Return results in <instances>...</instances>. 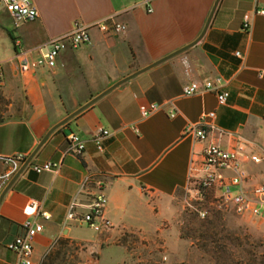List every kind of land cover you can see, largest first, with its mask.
<instances>
[{
    "label": "crops",
    "instance_id": "0c3cea01",
    "mask_svg": "<svg viewBox=\"0 0 264 264\" xmlns=\"http://www.w3.org/2000/svg\"><path fill=\"white\" fill-rule=\"evenodd\" d=\"M32 1L38 16L19 22L14 52L0 59L4 78L0 157L26 155L0 193L52 125L116 81L193 41L215 0ZM261 9L264 0H219L195 44L113 87L52 130L0 201V264L17 261L7 243L22 232L23 208L30 200L50 215L35 216L43 229L33 239V264H40L60 238L83 242L77 229L85 224L66 215L72 202L77 211L86 210L99 190L107 196L104 215L112 226L98 232L92 243L107 244L115 231L120 236L145 233L138 206H150V201L157 207L170 205L187 184L192 167L199 166L208 142L262 156L259 162L244 161V166L248 187L264 182V13L257 12ZM2 16L13 20L0 7ZM108 16L125 23L126 29L116 33L91 28L89 42L60 51L54 66L27 72L17 68L16 51L30 49L36 57L46 48L41 45L67 32L74 19L89 23ZM218 76L229 93L226 103H218L210 91L182 94L184 84ZM169 100L176 105L174 116ZM142 103L160 107L142 117ZM208 111L215 115L203 120L206 140L183 134L186 123L198 122ZM99 127L107 130L100 149L94 141ZM71 132L84 140L81 153L65 151ZM48 160L60 166L33 169ZM8 169L10 164L0 158V174Z\"/></svg>",
    "mask_w": 264,
    "mask_h": 264
},
{
    "label": "built area",
    "instance_id": "2783aa9c",
    "mask_svg": "<svg viewBox=\"0 0 264 264\" xmlns=\"http://www.w3.org/2000/svg\"><path fill=\"white\" fill-rule=\"evenodd\" d=\"M0 7L5 8L9 12L16 24L32 21L39 14L32 0H0ZM147 11H152V8L148 7ZM257 12L264 13V9ZM248 18L247 14L244 15L243 25L245 28L248 27ZM94 27L102 31L111 30L118 33L126 29V24L113 20L111 16L89 23L74 19L67 32L53 37L41 45L46 48L40 55L33 57L30 55V49L16 51L13 59L16 61L17 68L20 72H27L42 66H54L60 51L66 48L76 49L89 42V31ZM236 54L238 55L239 52H236ZM3 82V70L0 65V86ZM201 91L213 92L217 102L220 104L226 103L229 95L228 91L221 85V77L219 76L207 79L202 83L190 81L182 86V94L185 96H191ZM167 103L170 106V116H174L176 114V105L172 100ZM159 107L160 105L157 103H142L139 105V112L142 117H147ZM214 115V111H208L202 114L198 122L186 123L183 134L192 135L199 140H206L208 138V130L203 120H205V117H213ZM105 134H107V130L99 127L94 138L99 149L101 148L100 138ZM67 142L66 152L81 153L84 149V140L73 132L67 135ZM0 158L4 163L10 164V169L0 174L1 190L10 175L25 160L26 155L14 153L1 156ZM261 159L262 156L245 152L240 148H226L218 143L208 142L202 150L199 166L192 167L187 184L183 188V202L193 207L192 202H194V205L203 203L209 195H212L214 200L225 205L239 217L264 219V182L254 183L251 187H248L246 184L248 172L244 166V161L246 160L259 162ZM59 166L58 162L48 160L41 164H34L33 169L40 172L42 170L57 169ZM85 182H87V179ZM106 203V194L99 190L92 195L84 211H77V203L72 202L66 217L69 220L84 223L93 230L101 232L112 226L111 221L104 215ZM196 211L201 218L206 216V210L196 208ZM23 213L25 215L21 223L23 230L7 243V247L17 255L15 264H33V239L36 233L43 229V225L35 220V216L40 215L44 218H49L50 215L47 211L40 209L38 202L35 200H30L25 204Z\"/></svg>",
    "mask_w": 264,
    "mask_h": 264
},
{
    "label": "rangeland",
    "instance_id": "374dc122",
    "mask_svg": "<svg viewBox=\"0 0 264 264\" xmlns=\"http://www.w3.org/2000/svg\"><path fill=\"white\" fill-rule=\"evenodd\" d=\"M20 24L15 26L6 16L0 18V59L14 52L15 31L21 30ZM182 196L183 189L167 207H157L152 201L150 206H138L143 213L145 233L120 236L115 231L107 244L100 245L92 243L98 232L85 224L77 229V236L83 242L60 238L41 261L47 264H264V223L237 216L212 195L203 203L192 202L193 207L186 205ZM196 208L206 210V216L201 218Z\"/></svg>",
    "mask_w": 264,
    "mask_h": 264
},
{
    "label": "water",
    "instance_id": "95a60500",
    "mask_svg": "<svg viewBox=\"0 0 264 264\" xmlns=\"http://www.w3.org/2000/svg\"><path fill=\"white\" fill-rule=\"evenodd\" d=\"M218 1L219 0H215L214 1V3L212 5V7H211V10H210V12L208 14V17H207V19L205 21V24H204V26H203L200 34L193 41H191L190 43L184 45L183 47H181V48H179V49H177V50L169 53L168 55H166V56H164V57H162V58H160V59L152 62L151 64L146 65L145 67H142V68H140V69H138V70L130 73L129 75L123 77L122 79L116 81L115 83H113L112 85H110L109 87H107L106 89H104L103 91H101L100 93H98L97 95H95L94 97H92L89 101H87L86 103H84L83 105H81L80 107H78L76 110H74L73 112H71L70 114H68L66 117H64L63 119H61L60 121H58L57 123H55L54 125H52L47 130V132L43 135V137L40 139V141L38 142V144L36 145V147L33 149V151L29 154V156L27 157L26 161L24 162V165L27 164L31 160V158L34 155V153L36 152V150L39 148V146L41 145V143L45 140V138L50 134V132L52 130H54L56 127L60 126L64 122H66L69 118H71L73 115H75L80 110H82L83 108H85L87 105H89L90 103H92L93 101H95L97 98H99L100 96H102L103 94H105L107 91H109L113 87H115L118 84H120V83L128 80L129 78L133 77L134 75L138 74L139 72H141V71L147 69L148 67H151L152 65H154V64H156V63H158V62H160V61H162V60H164V59H166V58H168V57H170V56H172V55H174L176 53H179L182 50H184L185 48H187V47L195 44L201 38V36L203 35V33L205 32V30H206V28H207V26L209 24V21H210V19L212 17V14H213V12L215 10V7H216ZM23 166L14 174V176L12 177V179L6 184V186L4 187V189L1 191V193H0V201H1L2 197H3V195L5 194V192L7 191V189L10 187L11 183L14 181V179L20 173V171L23 168Z\"/></svg>",
    "mask_w": 264,
    "mask_h": 264
},
{
    "label": "trees",
    "instance_id": "16d2710c",
    "mask_svg": "<svg viewBox=\"0 0 264 264\" xmlns=\"http://www.w3.org/2000/svg\"><path fill=\"white\" fill-rule=\"evenodd\" d=\"M218 218L221 216V215H217ZM206 251H210V249H208V247H203ZM212 248H216V247H212ZM40 264H47V263H44L43 261H41Z\"/></svg>",
    "mask_w": 264,
    "mask_h": 264
},
{
    "label": "snow or ice",
    "instance_id": "6c2138e0",
    "mask_svg": "<svg viewBox=\"0 0 264 264\" xmlns=\"http://www.w3.org/2000/svg\"><path fill=\"white\" fill-rule=\"evenodd\" d=\"M29 211H31V209H29Z\"/></svg>",
    "mask_w": 264,
    "mask_h": 264
}]
</instances>
